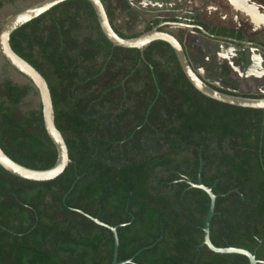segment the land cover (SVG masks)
<instances>
[{"label":"trees","instance_id":"trees-1","mask_svg":"<svg viewBox=\"0 0 264 264\" xmlns=\"http://www.w3.org/2000/svg\"><path fill=\"white\" fill-rule=\"evenodd\" d=\"M14 2L0 0V7ZM101 2L121 37L162 20H181L172 12L157 14L137 29L138 13L129 0ZM123 12L125 21L117 27L114 20ZM187 16L211 33L246 38L237 28L209 25L198 12ZM187 31L178 27L175 36L191 59L195 47ZM9 42L45 78L69 162L44 181L0 166V264H110L112 233L86 214L117 225V260L153 243L124 264H248L242 254L201 244L209 197L190 184L197 182L200 160V180L217 194L210 241L254 251L257 264H264L263 108L199 92L163 40L148 43L143 56L137 48L112 45L87 0L53 5L16 28ZM6 66L5 60L0 147L20 164L47 168L56 149L40 103L31 104L38 91L29 80L13 81ZM220 71L227 88L211 84L214 88L264 96L237 93L236 76L224 67Z\"/></svg>","mask_w":264,"mask_h":264},{"label":"water","instance_id":"water-1","mask_svg":"<svg viewBox=\"0 0 264 264\" xmlns=\"http://www.w3.org/2000/svg\"><path fill=\"white\" fill-rule=\"evenodd\" d=\"M61 1L63 0H38L13 13L2 23L0 27V52L4 57V59L10 64V66L13 67L15 70H17L19 73H21L23 76H25L38 91L43 125L56 149V159L54 163L47 168L39 169V168H31L18 163L17 161L10 158L0 147V166L13 175L33 181L49 180L60 174L67 165V163L69 162L68 149L61 132L56 127L54 122V111H53L50 90L45 78L32 64H30L27 60H25L23 57H21L12 49L9 39H10V34L16 28L30 21L31 19L37 17L38 15L45 12L50 7ZM87 1L91 4L95 12L97 22L99 24V27L103 35L112 43V45L120 46V47L137 48L139 49L141 56H143L142 50L148 43H150L153 40H163L167 42L174 51V54L181 67V70L184 73L187 80L199 92H201L207 97L228 104L242 106V107L264 109V96L251 97L241 94H229L214 88L211 84L221 88H227V86L223 84H219L218 82H212L209 77H206L202 73L198 72L194 68L191 59L186 55L181 43L179 42L175 34L171 32L169 29H167V26L185 27L188 28L189 31H194L193 29H198L199 33L202 34L205 38L229 42L232 44H240L243 46L251 47L253 49H257L259 51H264V46L261 45L260 43L211 33L210 31L204 29L201 25L191 23L189 19H186V21L182 19L179 21L162 20L157 24L153 25L150 29L146 31H142L136 36L121 37L120 35L117 34V32L113 29L111 23L109 22L105 12V8L101 0H87ZM238 1L244 2V0H238ZM159 27L162 28L159 29ZM242 58L244 60L246 59L245 53H243ZM243 59H241L242 62ZM201 165L202 162L200 160L198 166L197 182L196 183L190 182V184L193 187H197L205 191L209 197L208 209L202 227L203 238L201 244L206 245L208 249L218 253L242 254L247 257L248 264H257L258 262H261L255 258L254 251L251 252L245 248L237 247V246H216L210 241L209 224H210V219L214 213V204L217 194L212 192L211 187H208L201 182L199 175ZM69 190L70 188L68 189V191ZM233 190L237 191V189H233ZM86 216L93 219L97 224L103 225L110 229L113 236V253L110 264L128 263L131 261L132 257L135 256L137 253H139L143 248L150 247L153 244L152 243L146 247H142L138 249L134 253V255H132L129 258L123 260H117V250H118V236L116 232L117 225L110 226L100 221L97 217H92L88 214H86ZM132 219L133 217L130 218V221Z\"/></svg>","mask_w":264,"mask_h":264},{"label":"rangeland","instance_id":"rangeland-1","mask_svg":"<svg viewBox=\"0 0 264 264\" xmlns=\"http://www.w3.org/2000/svg\"><path fill=\"white\" fill-rule=\"evenodd\" d=\"M36 1L38 0H15L12 5L8 4L0 7V27L2 23L18 9L28 6ZM260 3L264 4V0H261ZM144 5L143 11L138 14L137 29L142 28L144 20L152 18L157 14L167 16L172 12L174 15H179L180 18L183 19V16L186 13H195V11L199 12L201 19L204 21L236 25L238 28L242 29L246 36L258 35L259 30L263 26L257 17L249 13L244 7L237 5L235 0H168L160 3H151L147 0V2H144ZM255 10L257 9L255 8ZM125 18L126 16L123 15V13L120 14L114 20V24L117 27H120L123 25ZM167 29L178 35V27L167 26ZM188 33L193 34L191 31H188ZM192 37L193 36H191V38ZM249 50L250 49H248V51ZM259 54L255 51L257 57H259ZM257 61L260 63V59ZM251 64H254L253 60H251ZM4 65L5 59L0 52V78ZM6 70L8 75L15 82H26L28 80L11 66H6ZM202 74L206 77H210L204 74V72ZM241 75L246 85L243 86L239 92L255 94L264 93V75L258 76V74H255L250 67L242 71ZM37 102H39V97L32 98V106L37 104ZM20 108L21 110H24L26 105L23 104Z\"/></svg>","mask_w":264,"mask_h":264},{"label":"crops","instance_id":"crops-1","mask_svg":"<svg viewBox=\"0 0 264 264\" xmlns=\"http://www.w3.org/2000/svg\"><path fill=\"white\" fill-rule=\"evenodd\" d=\"M148 1H150L151 3L163 2V0H148ZM144 2H147V0H129L130 8L139 14L141 13V11H143V7L145 6ZM123 15L126 16V12H123ZM182 20H184V18ZM204 22H208L209 25L222 24L239 29L236 25L233 24L229 25L225 23H217L212 21H204ZM191 32L193 33L190 35L193 36L192 43L195 47V55H196L195 58H191L194 68L200 73L203 72L209 73L210 70L220 71L219 67H221L220 65L222 64L224 67H226L227 70L233 72V74L236 76V79L239 81V88H237V90H241V88L246 85L241 75L242 70L240 69L241 65L243 64L241 60L243 57V53L246 54V58L248 59V61L253 60V63H255L252 66H249L254 71L257 70L256 63L259 65V62L257 60L261 58L260 55L264 54V51H259L257 49H253L251 47L243 46L240 44H232L229 42L205 38L202 34L199 33V30L198 32L196 31H191ZM243 34L244 36H246L244 32ZM248 49H250L251 51L250 50L248 51ZM255 51L258 54L260 53L258 55L259 57L255 55ZM209 78L211 79L212 82H218L220 84V77L218 76V74L217 75L212 74V76H210Z\"/></svg>","mask_w":264,"mask_h":264},{"label":"flooded vegetation","instance_id":"flooded-vegetation-1","mask_svg":"<svg viewBox=\"0 0 264 264\" xmlns=\"http://www.w3.org/2000/svg\"><path fill=\"white\" fill-rule=\"evenodd\" d=\"M235 1H236L237 5L239 4V6L244 7L245 9H247L249 11V13H251L252 15H254L255 17H257V19H259L261 21L262 25H263L261 27V29L259 30L258 35L245 36L246 38H244L242 40L255 41V42L260 43L261 45L264 46V4L260 3L261 0H244V2H239L238 0H235ZM255 8L258 10V12H257V10H255ZM187 14H189V13H187ZM190 14H192V13H190ZM183 18L185 20L186 19H191L189 16L183 17ZM260 57L261 58H260L259 65L256 63L257 70H254V71L252 70V71L255 74H258V76H260V75L263 76L264 75V54H261ZM249 65L250 66L253 65V64H251V61H248L247 58L245 60L243 59V64L241 65L240 69L242 71H244V70L247 69V67H249ZM220 66L221 67H224L222 64ZM221 67H219V68L221 69ZM224 68H226V67H224ZM220 72L221 71H216V70H213L212 71V70H210L209 73L204 72V74H206L208 76H212V74L217 75ZM231 73H233V72H231ZM220 84H221V82H220ZM236 91L239 92L240 90H237L236 89ZM239 93L255 94V93H246V92H239ZM258 94L264 95V93H258Z\"/></svg>","mask_w":264,"mask_h":264}]
</instances>
